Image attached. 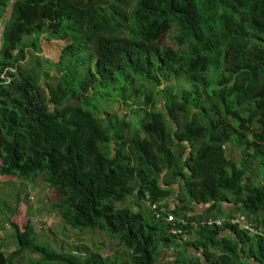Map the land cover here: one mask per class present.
<instances>
[{
    "label": "trees",
    "instance_id": "obj_1",
    "mask_svg": "<svg viewBox=\"0 0 264 264\" xmlns=\"http://www.w3.org/2000/svg\"><path fill=\"white\" fill-rule=\"evenodd\" d=\"M0 26V175H41L61 223L128 256L37 244L15 199L0 264H264V0H0ZM42 37L68 41L57 60L34 54ZM133 97L135 128L98 110Z\"/></svg>",
    "mask_w": 264,
    "mask_h": 264
},
{
    "label": "rangeland",
    "instance_id": "obj_2",
    "mask_svg": "<svg viewBox=\"0 0 264 264\" xmlns=\"http://www.w3.org/2000/svg\"><path fill=\"white\" fill-rule=\"evenodd\" d=\"M67 43V40H47L45 37H42L40 40L41 52L39 54H34L42 56L45 60L48 59L50 61H55L57 60L61 49ZM163 43L165 45H173L170 32L164 35ZM172 47H174V45ZM27 54L28 56L33 54L31 48H27ZM32 61L33 60H30L28 64L32 63ZM43 68L45 69L47 67ZM51 74L52 77H49V79H46L45 81L50 85H53L57 80V76L55 75V71H50V75ZM166 85L173 93L178 89V87H184L182 77H179V79L176 81H170V83ZM161 87L162 86H160L159 89ZM134 97L131 99L133 104H135V107L133 108L125 109L122 108V106H120L117 102H105L100 100L98 110L100 112L106 113V115L113 113L118 118H121L123 114H125L126 119L129 120L131 126L135 128L138 126L139 118H143L145 112L138 110V107L141 104V99H136ZM156 100V109H162L163 105L159 95L156 96ZM248 138L249 137L247 136V139ZM230 156H235L238 158L239 151H237V153L231 154ZM258 172L260 173V171ZM254 178L259 177H257V174H255ZM15 199L18 200V206L15 215L12 217V221H14V223L20 227L25 222L27 213H31L33 216V228L37 235V244L45 246L47 245L54 250L61 251H70L77 245H85L89 249L91 248L93 250H98L101 255L109 256L111 253H113L118 260L128 259L125 249L119 246L117 242L107 241L105 239L104 233L97 230L79 231L61 223L55 214L56 210L52 207L54 203H57V193L53 188H49L45 184L41 175H39V177H37L33 183L20 179L9 178L6 177V175H0L1 252L7 254L8 252L13 251L14 248L12 233L5 223V217L10 209L14 207ZM240 218L242 219V217ZM244 218L247 219V217ZM241 223L247 226L243 220H241ZM104 242L107 243L104 244ZM102 243L104 244L103 247ZM165 253H167V251H163L162 256L168 259L169 257H167V254ZM177 253L178 255H183L185 251L181 250V247H177ZM170 255L171 253L168 254V256ZM30 256H32V258L38 257L37 255L31 254L30 252L23 253L14 259L13 264H29Z\"/></svg>",
    "mask_w": 264,
    "mask_h": 264
},
{
    "label": "built area",
    "instance_id": "obj_3",
    "mask_svg": "<svg viewBox=\"0 0 264 264\" xmlns=\"http://www.w3.org/2000/svg\"><path fill=\"white\" fill-rule=\"evenodd\" d=\"M148 205H149V203H148ZM156 207H158L157 205H155V204H152V208H156ZM237 216V215H236ZM159 217V215H156V218H158ZM161 219H163L166 223L167 222H169L170 221V218H161ZM232 223H236L237 221H236V219H232V221H231ZM211 223H213L214 225H216V226H218V225H220L221 224V218H219V217H214V218H212L211 216H208V217H206L205 218V220H202L200 223H199V226H208V225H210ZM242 224V223H241ZM247 226H245V225H241L242 226V228H245L246 230H248V232H250V233H256L257 231L259 232V229H257L256 230V228L255 227H252V226H250L249 224H247V223H245ZM180 225L181 226H184L185 225V222L184 221H180ZM196 227V225H192V226H190V228H195ZM171 234H173V235H176V234H179V236L181 237V238H186L187 236L183 233V232H181V230H179L178 228L176 229V228H173L172 230H171ZM170 249V248H169ZM168 249V250H169Z\"/></svg>",
    "mask_w": 264,
    "mask_h": 264
},
{
    "label": "crops",
    "instance_id": "obj_4",
    "mask_svg": "<svg viewBox=\"0 0 264 264\" xmlns=\"http://www.w3.org/2000/svg\"><path fill=\"white\" fill-rule=\"evenodd\" d=\"M1 27V26H0ZM237 151H239L238 149L236 150V153H237ZM228 207V206H227Z\"/></svg>",
    "mask_w": 264,
    "mask_h": 264
}]
</instances>
